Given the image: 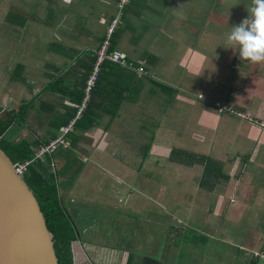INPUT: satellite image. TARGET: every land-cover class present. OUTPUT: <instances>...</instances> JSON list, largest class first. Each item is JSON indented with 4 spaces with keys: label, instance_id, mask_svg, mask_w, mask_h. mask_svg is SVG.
<instances>
[{
    "label": "crops",
    "instance_id": "obj_1",
    "mask_svg": "<svg viewBox=\"0 0 264 264\" xmlns=\"http://www.w3.org/2000/svg\"><path fill=\"white\" fill-rule=\"evenodd\" d=\"M135 1H127L114 32V49L128 66L103 68L110 88L96 119L95 100L93 127L75 128L69 149L39 160L57 171L59 196L77 204L73 264H264V130L215 107L228 104L264 120V64L242 61L226 43L252 0ZM119 3L0 0V115L13 117L0 140L32 142L41 118L51 131L42 127L35 139L56 137L54 122L76 108L89 60ZM70 149L96 169L60 174L70 166ZM89 149L102 165L91 161ZM196 157L220 163L223 177L204 181ZM93 171L102 185L126 195L131 215L167 209L165 217L157 210L147 219L155 233L142 246L144 231L131 233L132 242L120 235L124 220L111 226L114 202L96 188ZM117 238L123 241L110 244Z\"/></svg>",
    "mask_w": 264,
    "mask_h": 264
},
{
    "label": "trees",
    "instance_id": "obj_2",
    "mask_svg": "<svg viewBox=\"0 0 264 264\" xmlns=\"http://www.w3.org/2000/svg\"><path fill=\"white\" fill-rule=\"evenodd\" d=\"M115 31H113L110 35V39L108 40L109 43V52L110 51H117L114 49V43L116 41L115 39ZM106 39L105 35L102 37L100 44ZM60 49V46H58ZM94 58L92 60H89L88 63V74L87 78L91 75V71L94 67V60L96 59L97 55L95 54L93 56ZM125 59V57H124ZM127 62V60L125 59ZM80 63L83 65H86L87 62H82L80 60ZM128 63V62H127ZM111 65H115L111 62H104L99 66V71L97 74V82L95 83L93 87V92L91 94L90 102L87 106V109L85 110L82 118L77 121L76 128H85L90 129L94 125V121L96 119V116L102 111V104L104 97H107V91L110 87L104 85L102 83L101 79V73L103 68H108ZM128 66V64L126 65ZM81 67L78 65V68L74 69L76 73L78 74ZM106 68V69H107ZM78 69V70H77ZM72 73L73 70H68ZM70 74V73H69ZM74 75V74H73ZM86 78V80H87ZM85 80V83H86ZM84 86L82 87V94L79 98V101L77 104H80L84 98ZM99 95V97H97ZM112 94L109 92V101L111 100ZM96 98L100 99L99 102V112H95V108L97 105L95 104ZM77 112V109H73L69 111L68 114L62 115L60 114L57 120L54 122V124L57 126V129L60 127L66 125L69 123V121L75 117ZM96 113L94 116L93 113ZM91 116H94L95 119L92 120L90 118ZM91 119V120H90ZM13 121V117H9L7 113H4L3 115H0V137L3 136L8 128L11 126ZM54 139V138H53ZM54 140L52 141H45V140H39L34 142L33 144L28 143L26 141H22L19 143H10L6 142L5 140H0V150L7 156L9 161L12 163V165H18L25 162H32V164L29 166L27 172L22 175V179H24L25 183L28 185V187L31 189L32 192H34L38 203L45 215L47 226L49 228V231L54 235V247L56 250V255L59 261V264H73V251H72V243L75 241L76 238V232L74 230V225L69 220V217L66 215L64 211V204H61V197L59 196V185L57 183V176L58 173L55 170L51 168L50 165H47V167L43 166L44 164L40 162L33 161L34 159V149L38 150L40 147H48L52 144ZM38 147V148H37ZM37 148V149H36ZM178 154H181L180 152H175L174 156H178ZM36 155V154H35ZM183 157H191L192 159L194 156L190 154H183ZM47 160H49V156H46ZM196 161L200 166L204 167L205 174L203 176V180H209L212 178H220L222 176V166L220 167V163H215L213 161L196 157ZM36 162V164H35ZM193 162V161H190ZM189 162V163H190ZM219 172V174L215 173ZM75 233V234H74ZM151 262V261H149Z\"/></svg>",
    "mask_w": 264,
    "mask_h": 264
},
{
    "label": "water",
    "instance_id": "obj_3",
    "mask_svg": "<svg viewBox=\"0 0 264 264\" xmlns=\"http://www.w3.org/2000/svg\"><path fill=\"white\" fill-rule=\"evenodd\" d=\"M61 204L78 236L73 216L77 204L63 198ZM0 264H59L54 235L34 192L1 150Z\"/></svg>",
    "mask_w": 264,
    "mask_h": 264
},
{
    "label": "rangeland",
    "instance_id": "obj_4",
    "mask_svg": "<svg viewBox=\"0 0 264 264\" xmlns=\"http://www.w3.org/2000/svg\"><path fill=\"white\" fill-rule=\"evenodd\" d=\"M135 2L137 3L138 1L136 0ZM72 10H75V7H72ZM80 12L81 13H78V14H81V17H78V19L82 21V19L84 20L83 10H81ZM112 13L118 15L117 8H114L112 10ZM128 16L131 17L130 14H128ZM221 105H227V106H229L228 104H221ZM41 120H42V125L41 126L44 128V130L51 131L50 129H48L46 121L44 119H42V118H41ZM98 122L100 123V125H103V121L99 120ZM98 122H96V123L98 124ZM242 122H244V121H242ZM42 127L36 126V127L33 128V130L31 131V134L28 136V138H30V137L32 138V139H29L30 141L36 142V141H39L40 140V139H35V136H36V134L41 133ZM47 136L48 135L46 133L44 135L45 141H48ZM60 136H61V134L60 133H57L56 137L54 139L53 138H50L51 140H49V141L58 139V138H60ZM32 142H29L28 141V143H32ZM53 144H55V142ZM84 146H86V145H84ZM39 149L38 150H34V158H33L34 160L33 161L39 162V160L36 159V155H35L39 151ZM67 149H65V150H67ZM73 149H75V148H73ZM73 149H70L68 151L70 153V155L68 157V160L70 162V166H68V165L64 166V164H63V166L59 169L60 174H64L69 168L70 169H72V168H80V169L88 168V170L96 169V166L93 165V164H90V163L82 164V161L81 160L84 157L81 156V157L77 158L76 151H73ZM61 150H63L62 147L61 146H58L48 156L49 157H52L55 152H58V151H61ZM89 150H90V152L88 153V156L91 157V161L94 164H100V165H102L104 163V159H101L99 157V155L97 154V152H95L96 149L95 150L89 149ZM46 156L47 155L43 156L42 158H40V160L41 159H46L47 158ZM56 159L59 161V155L56 156ZM36 162H35V164H36ZM92 174H93L94 179H95V186H96V188L99 189V190H102L107 195H110V201L111 202H114V203H112V206H111V208L109 210V213H110L109 214V221L111 223V226L123 225L122 222L124 220V224L125 225H124L123 231L120 232V235H122V238H124L126 240L128 238H130L132 242H133V239H134V237H135V235L137 233H134V235H131V233L136 232V231H144V233H141V234H143V237H141V239L139 240V245L142 246V244H144V242L147 240V238L149 236L152 237V234L155 233L154 230H153V227L154 226L152 227V224L149 223L147 221V219L148 218H152L157 213V210L160 213V217H165L167 215L166 214V210L167 209L162 208V207H158V208H155V207H153V208H146L141 213L135 212V213H133L131 215L130 214V213H132L131 210L130 209L127 210L123 206L126 195L124 193H119L116 190L111 189L107 185H102L100 183L101 176H99V174L96 171H93ZM138 204L139 205L141 204V200L138 202ZM142 205H143L144 208L146 207L145 198L144 197H142ZM123 214H125L124 215V219H123V216H122ZM159 226H162V224H159ZM193 227L196 230V227H198V226L196 224H193ZM148 231H149V233H147ZM158 233H162L163 234L164 231L158 230ZM138 237H140V236L138 235ZM110 240H111L110 241V244H114V243H117V241H119L120 238L110 239ZM120 241H123V240H120ZM144 253H145V255H148V253L146 251ZM144 264H149V259H147Z\"/></svg>",
    "mask_w": 264,
    "mask_h": 264
},
{
    "label": "built area",
    "instance_id": "obj_5",
    "mask_svg": "<svg viewBox=\"0 0 264 264\" xmlns=\"http://www.w3.org/2000/svg\"><path fill=\"white\" fill-rule=\"evenodd\" d=\"M127 1L122 0V3H119L117 5L118 15L113 20H111L110 23L108 24L106 32H105L106 39L99 45V48L95 52L97 57L94 60L93 71H92V73L89 76V79L87 81V85H86L87 95L83 99V102L81 103V105H79L75 117L69 122V124L67 126H65L64 128L61 129L62 135L58 140L54 141L55 144H53L54 143L53 142L50 146L41 147L39 149V151L36 154V159H40L45 155L51 154L56 149V147H58V146H64V141H63L64 137L66 135L72 133L73 129L75 128L77 120H79L82 117L83 112L86 109L87 103L89 101V93L91 92V90H93V87L97 81V74L99 71V66L102 63L107 62V61L114 63V64H117V65H120V66H126L128 64L125 61L122 53H120L118 51H110V53H108L109 52V46H110L108 43V40L110 39L111 33L117 27L118 19L120 16H122V11H123L125 5L127 4ZM215 107L221 113H228V114L233 115L236 118L240 119L241 121H244V122L249 123V124H253V125L261 128L262 130H264V120L257 119L250 112L234 111L233 108H231L227 105H221V104H216ZM31 164H32V162H25L22 164L15 165L14 169H15L16 174L19 176L24 175L27 172V170Z\"/></svg>",
    "mask_w": 264,
    "mask_h": 264
},
{
    "label": "clouds",
    "instance_id": "obj_6",
    "mask_svg": "<svg viewBox=\"0 0 264 264\" xmlns=\"http://www.w3.org/2000/svg\"><path fill=\"white\" fill-rule=\"evenodd\" d=\"M247 11L249 13L248 17L245 18L238 25H234L231 27V31L226 36V43L229 46V49L233 50L236 54H238L239 58L242 61H247V62H250L252 64H264V0H252V6L249 9H247ZM122 16H123V11H122ZM122 16L119 17L118 23H119L120 18H122ZM117 26H118V24H117ZM116 28L114 29V31L116 30ZM106 29H107V27H106ZM236 50H238V52ZM92 71H93V69H92ZM92 71L90 73H92ZM88 79H89V77L87 78L86 83H85L84 98L87 95L86 85H87ZM92 92H93V90H91V92L89 93V101L87 103V106L90 102ZM82 102H83V100H82ZM81 103L76 105L77 110H78L79 105H81ZM87 106H86V109H87ZM84 112H83V114H84ZM68 124L60 127L58 129V133H60L62 135L61 129L64 128L65 126H67ZM75 128H76V125H75ZM75 128L73 129V131L75 130ZM73 131H72V133H73ZM72 133H70L64 137V139H63L64 146H61L63 150H65L67 148L69 149V147L67 145V138ZM58 139H55L54 141H56ZM37 160H40V159H37ZM74 230H75V228H74Z\"/></svg>",
    "mask_w": 264,
    "mask_h": 264
}]
</instances>
